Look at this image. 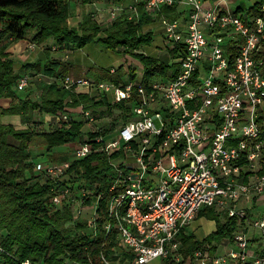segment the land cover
Returning a JSON list of instances; mask_svg holds the SVG:
<instances>
[{
  "label": "built area",
  "instance_id": "1",
  "mask_svg": "<svg viewBox=\"0 0 264 264\" xmlns=\"http://www.w3.org/2000/svg\"><path fill=\"white\" fill-rule=\"evenodd\" d=\"M110 4L104 27L122 14L138 18L140 7L154 14L177 5L181 17L160 23L164 45L180 47L178 73L172 80H154L148 90L141 82L143 72L119 84L72 73L57 79L75 93L96 92L112 103L125 102L133 119L109 138L91 139L88 133L96 123L91 109L66 107L54 116L57 127L81 116L91 127L87 138L64 145L70 160L48 158L34 165V172L51 184L49 210L70 204L74 219L85 221L89 234L97 235L104 186H71L67 172L73 160L86 158L98 144L96 150L106 156L121 154L107 179L110 195L101 229L107 236L115 234L131 255L125 264H264V215L256 213L253 202L264 195V1L257 13H234L206 0ZM31 79L22 74L17 90H26ZM207 207L236 219L238 229L223 254L205 245L184 260L179 234ZM246 227L258 230L260 252L251 247ZM101 262L112 264L103 255Z\"/></svg>",
  "mask_w": 264,
  "mask_h": 264
},
{
  "label": "trees",
  "instance_id": "2",
  "mask_svg": "<svg viewBox=\"0 0 264 264\" xmlns=\"http://www.w3.org/2000/svg\"><path fill=\"white\" fill-rule=\"evenodd\" d=\"M97 1L119 4L124 0H0V99L10 100L7 107L0 106V246L3 249L0 264H21L25 260L32 264H66L67 261L103 264L102 255L111 262L124 263L131 257L122 250L115 234L107 236L101 229L106 221L104 210L110 195L106 183L114 172L112 162L121 156L120 153L106 156L97 151L98 144H94L95 150L80 161L73 160L67 172L71 186L80 182H86L88 188L98 182L104 186L105 198L100 203L96 236L89 234L85 221L74 219L70 204L55 212L49 210L51 184L34 172L33 161L39 153L52 152L81 136L84 123L79 119L71 121L70 126L54 124V116L66 107L84 106L94 114L99 113L98 116H113L109 123L100 128L96 126L88 133L91 139L113 135L121 124L133 119L131 108L125 102L112 103L104 94H80L60 86L57 79L69 70L67 63L53 59L42 65L24 64L16 70L15 61L8 52L13 42L21 40H29L37 46L52 40L61 51L83 49L97 43L139 62L143 72L141 82L147 90L154 80L176 77L180 47L165 46L160 55L147 54L146 49L152 45L155 33L146 27L161 18L169 22L177 19L182 14L177 5L163 7L154 14L140 7L138 18L128 19L122 14L107 27L88 12L83 13L78 27L69 26L73 3L85 6ZM263 1L255 2L248 11L257 13ZM240 11L238 8L234 13ZM127 66L105 69V81L119 84L136 80V70ZM111 68L116 69L115 75L109 73ZM37 73L45 78L39 84L40 94L32 98V88L24 90L27 94H21L16 88L19 77ZM113 109L118 112L114 114ZM4 116H18L23 127L2 123ZM37 116L39 121H36ZM198 217L214 221L215 230L200 240L193 232L183 229L178 238L179 252L184 260L205 245L216 251L219 245L232 242L238 229L236 219L214 208H202Z\"/></svg>",
  "mask_w": 264,
  "mask_h": 264
},
{
  "label": "crops",
  "instance_id": "3",
  "mask_svg": "<svg viewBox=\"0 0 264 264\" xmlns=\"http://www.w3.org/2000/svg\"><path fill=\"white\" fill-rule=\"evenodd\" d=\"M130 1L131 0H124V1L120 2L119 4L125 6ZM206 1H208L212 6L215 5V4H223V6L220 5V8L224 7V8H228L229 9V6H228L229 2H227L226 0L224 2H223V0H206ZM258 1L259 0H256L255 2H258ZM95 3H93V6H91V5L87 6L86 5L85 7H82V8H76L77 9V11H76L77 15L76 16L72 15L73 11H74L73 10V6L74 5H78V4H77V2L73 3L72 10H71V16L69 17V20H68L69 26L73 27V28L78 27L79 23L82 21L83 13H88V12L92 13L94 18H96L98 14H100L102 16H105V21L103 23L104 24H106V22L108 23L109 19L106 18L107 12H105V11L109 7V5H111V4L106 2V1H99L96 4ZM238 8H240V10H244V8L239 5L232 12L237 11ZM80 9L82 10L81 12L79 11ZM99 17H101V16H99ZM179 17H181V16H179ZM154 26H158V28L163 30L162 31V34H163L162 36L164 37V29L161 26L160 20L156 21V23H154V24H152L150 26H147L146 30L149 29V28H153ZM154 33H155V31H154ZM30 36H32V35H30ZM155 38H156V36L154 37V41H153L152 45L150 47H148V49L151 48V47H155V42L158 43V39L159 38H160L159 40H161L159 42L163 41V39H161V36H159V38H157L156 40H155ZM29 43H30L29 40H21V41L13 42L8 48V52L11 54L13 60L15 61V69L16 70H19L24 64H32V63H39L40 65H42L44 63L46 64L49 61L53 60V58L56 61H58V62H63V61L68 59L69 53H70V55L71 54L75 55L77 52H80V50H82V49H76V50H73V51H69V50L61 51L54 45L52 40H51V42L47 41L46 43H44V44H42L40 46L36 45L35 49L31 50V49H28V47H27ZM53 47H56L55 51L52 49ZM47 49H50V50L46 51ZM57 49L59 50V52H56ZM62 59H63V61H62ZM76 60L78 62L80 61L78 59H76ZM129 63H130V61H129ZM67 64L70 66V69H71L70 72L72 74L75 73V74H77L76 76L84 75L81 72V66H79L77 64H74L72 62H68ZM127 64H128V62H127ZM124 71H125V69H124ZM104 72L105 71L102 70V69H95V76H94V78H91V79L103 80L104 77H105L104 76L105 75ZM141 72H142V67L138 66L137 69H136V74H137L136 78L138 77L139 73L141 74ZM80 94H86V93L82 92ZM9 102H10V100H8V99H0V106L7 107L9 105ZM1 122L5 123V124L14 125L16 128H18V127L22 128L21 120H20V118L18 116H4V117L1 118ZM87 132H88V127L84 126L81 136L78 137L77 139L84 140L85 137L87 136ZM61 147L66 148V152L65 153H63V152L62 153H57L54 156H50V159L58 161V162L69 159L71 153H70L68 147L67 146H61ZM56 158H61V160H56ZM253 202H254V207H256V213L258 215H260V216H263L264 215V195L254 197ZM197 219L200 220L201 218L197 217ZM196 220H194L190 224V226H188L186 228L185 231L194 232L196 227L192 228V225L196 223L195 222ZM246 230H247V233H248V237H249V240H250L251 247L254 250H256L257 252L258 251L260 252L262 250V243L258 239L259 238L258 230L254 229L252 227H248ZM209 233H211V232L206 233L202 238H199V237H197V238L201 240V239L205 238ZM227 244L228 243L219 245L217 250H216V252L218 254H223L225 252V249L227 248L226 247ZM162 263L165 264L167 262L158 261V264H162Z\"/></svg>",
  "mask_w": 264,
  "mask_h": 264
},
{
  "label": "rangeland",
  "instance_id": "4",
  "mask_svg": "<svg viewBox=\"0 0 264 264\" xmlns=\"http://www.w3.org/2000/svg\"><path fill=\"white\" fill-rule=\"evenodd\" d=\"M226 1L229 2L228 6H229V10L230 11L235 10L236 7H238L240 5L241 7L244 8V10H242V12H241V13H243V12H246L247 9L250 6H252L256 0H226ZM98 2H96V3H98ZM77 4L78 5H74L73 6V10L74 11H73L72 15H75V16L77 15L76 14V11H77L76 8H82V7L86 6V5L85 6L82 5L80 2H77ZM89 5L93 6V4H89ZM89 5H87V6H89ZM110 6L111 5H109V7ZM109 7L105 11V12H107V16H106L107 19H109ZM79 11L81 12L82 10L80 9ZM99 16H101V17H99ZM94 19L101 25H106L107 24V22H106V24L103 23L105 21V16H102L100 14H98L97 17L94 18ZM147 30H154L155 31V34H154V37L156 36L155 40L157 38H159V36H161V39L164 38L162 36L163 35L162 34L163 30L158 28V26H154L153 28H149ZM159 39H158V43L155 42V47H151L149 49H146V53L147 54H149V55L150 54H154V55L155 54L156 55L159 54L160 55V53L165 51L164 50L165 45L163 44V41L159 42V41H161ZM48 42H51V40H49ZM49 50L50 49H47L46 51H49ZM56 52H59V50L57 49ZM68 56L69 57H68L67 60L63 61V59H62L63 63L72 62L74 64H77V65L81 66L82 74H84L87 78H90V79L94 78L95 69H102V70L107 69L108 70L110 67L119 68L122 65L127 64V62H128L127 68L129 67L130 69L132 68V69L136 70L137 67L139 66V62L131 59L130 57L122 55V54H117V53H114V52L109 51V50H106L101 45H99L97 43L89 44L86 47H84L82 50H80V52H77L75 55H72V54L70 55V53H69ZM76 59H78L80 61L78 62ZM129 61H130L131 64L129 63ZM207 67H209V63H207ZM70 70L71 69H70V66H69V70L64 75L71 74ZM74 75L76 76L77 74L74 73ZM104 76H106V75H104ZM31 78L32 79H31V81H30V83H29L27 88H32V90L34 91V92L30 93L31 97L33 98V96L40 94V92H39L40 91L39 90V84H40V82H43L45 80V78H44V76L39 75L38 73L36 75L31 76ZM95 80H99V79H95ZM104 80H105V77H104ZM20 93L23 94V95L27 94L26 91H22ZM117 112H118L117 110L115 111L113 109V113L114 114L117 113ZM98 114L99 113H95L94 114L95 115V119H96V123H95V126H94L95 128H96V126H97V128L98 127L100 128V127L106 125L113 118V116H110V115L109 116H106V115L105 116H98ZM39 119L40 118L37 116L36 121H39ZM76 119H79L80 121H83L84 126H86V127L89 126V125L86 124V121H85L84 117L81 116V117H77ZM89 127H91V126H89ZM94 127H92V128H94ZM62 152L65 153L66 152V148L58 147V148H55L52 152H49V153L46 152L43 155H40V153H39L38 155L34 156L33 161H34L35 164H37V163H46L48 161V158H50V156H54L57 153H62ZM70 159H71V157H69L68 160H70ZM56 160H61V158H56ZM42 180L44 181L45 179L42 178ZM195 222L196 223L192 225V228L196 227L195 231L193 232V233H195L196 237L202 238L206 233L212 232L215 229V222L214 221H210V220H206L204 217H201L200 220L197 219ZM158 261L159 260L155 261L153 264H158ZM112 264H120V263H118L116 261V262H113ZM121 264H125V262L121 263Z\"/></svg>",
  "mask_w": 264,
  "mask_h": 264
}]
</instances>
